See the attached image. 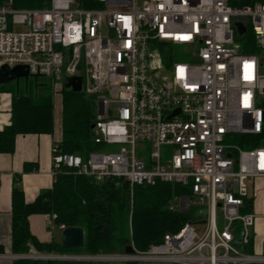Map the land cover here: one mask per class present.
I'll use <instances>...</instances> for the list:
<instances>
[{
    "label": "built area",
    "instance_id": "1",
    "mask_svg": "<svg viewBox=\"0 0 264 264\" xmlns=\"http://www.w3.org/2000/svg\"><path fill=\"white\" fill-rule=\"evenodd\" d=\"M99 1V9L51 0L45 9L17 10L6 0L0 5V67L27 66L31 78L48 80L53 98L68 78L82 77V92L95 100L92 141L98 149L84 158L63 153L55 142L54 180L66 169L97 182L123 179L131 189L179 185L189 196L175 197L180 207L170 209L193 211V221L147 250L131 243V254L31 249L11 258L264 264V256L247 251L255 217L243 212L253 197L249 182L264 178V143L243 149L231 139L264 130L261 56L241 50L235 27L250 23L264 53V0L240 7L229 0ZM194 226H205L204 233Z\"/></svg>",
    "mask_w": 264,
    "mask_h": 264
},
{
    "label": "trees",
    "instance_id": "2",
    "mask_svg": "<svg viewBox=\"0 0 264 264\" xmlns=\"http://www.w3.org/2000/svg\"><path fill=\"white\" fill-rule=\"evenodd\" d=\"M263 0H229L233 7L254 4ZM6 0H0L3 5ZM51 0H12L17 10L45 9ZM83 9H99V0H78ZM247 33L237 35L243 52L261 56L250 23ZM264 68V57H261ZM20 84V83H19ZM19 84L0 86V92L12 94L11 121L0 130V154H12L19 135L54 133L53 92L47 80L30 79L21 88ZM63 153L84 158L96 151L92 141V126L96 119V103L85 92L74 93L62 89ZM264 108V103H263ZM231 139L243 149H254L264 143V130L260 135H234ZM177 196H189L182 186L157 183L156 185H130L123 179L97 182L87 176L62 169L53 187L40 193L32 203H26L24 192L15 184L12 192V253L27 255L31 249L39 254L64 255L75 252L120 254L131 243L141 251L163 241L166 234L177 233L186 223L193 221L194 212L181 213L170 209ZM251 210L246 201L243 212ZM32 215H56L57 227H79L84 230V247L64 249L61 244L41 243L30 230ZM1 253V250H0ZM13 264H100L90 262H59L17 259Z\"/></svg>",
    "mask_w": 264,
    "mask_h": 264
},
{
    "label": "crops",
    "instance_id": "3",
    "mask_svg": "<svg viewBox=\"0 0 264 264\" xmlns=\"http://www.w3.org/2000/svg\"><path fill=\"white\" fill-rule=\"evenodd\" d=\"M12 94L0 92V130L11 121ZM54 100V98H53ZM60 133L19 135L12 154H0V264H13L12 192L16 184L25 194L26 203L34 202L42 191L53 187L52 147ZM251 210L255 217L248 253L264 256V178L249 182ZM31 233L41 243L61 244V229L49 215L29 217Z\"/></svg>",
    "mask_w": 264,
    "mask_h": 264
},
{
    "label": "water",
    "instance_id": "4",
    "mask_svg": "<svg viewBox=\"0 0 264 264\" xmlns=\"http://www.w3.org/2000/svg\"><path fill=\"white\" fill-rule=\"evenodd\" d=\"M237 35L243 37L247 30L242 22H236ZM37 77H35L36 79ZM31 79L29 69L27 66H16L10 68L5 65L0 67V86L8 84H19L21 80L27 84ZM82 77H71L67 79L65 89L71 90L74 93L82 92ZM94 125L92 126V129ZM129 184V182L127 181ZM85 234L84 230L79 227H67L61 231V246L64 249H81L84 247ZM126 254L133 253L131 246H126L124 249Z\"/></svg>",
    "mask_w": 264,
    "mask_h": 264
},
{
    "label": "rangeland",
    "instance_id": "5",
    "mask_svg": "<svg viewBox=\"0 0 264 264\" xmlns=\"http://www.w3.org/2000/svg\"><path fill=\"white\" fill-rule=\"evenodd\" d=\"M107 34V32H106V30L104 31V35H106ZM261 57H264V53H261ZM176 60H178V61H180L181 60V58H177ZM262 73H263V75H264V68L262 69ZM33 78H31V80H32ZM45 80H47V79H45ZM48 81V80H47ZM19 86L21 87V88H23V87H25V82H24V80H21L20 81V84H19ZM59 88H57V90H56V94H55V97H54V102H53V104H54V127H55V129H54V131L56 132V133H60V131H61V127H62V96H61V94L59 93ZM115 107V105L114 104H112L111 105V108H114ZM104 151H106V149H103V150H99V152H104ZM253 181V180H252ZM251 182V181H250ZM171 205H173L174 207H180V200H176V199H174L173 201H172V204ZM220 214V213H219ZM194 228V230H195V232L198 234V235H201L202 233H204V231H205V226H194L193 227ZM219 228L220 229H222V224H220V226H219ZM35 251V250H34ZM72 254H82V253H79V252H75V253H72Z\"/></svg>",
    "mask_w": 264,
    "mask_h": 264
}]
</instances>
